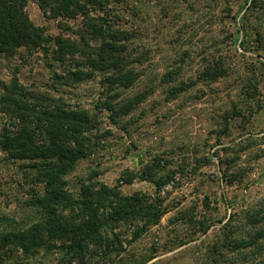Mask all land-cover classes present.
Masks as SVG:
<instances>
[{
	"label": "trees",
	"instance_id": "obj_1",
	"mask_svg": "<svg viewBox=\"0 0 264 264\" xmlns=\"http://www.w3.org/2000/svg\"><path fill=\"white\" fill-rule=\"evenodd\" d=\"M35 2L46 17L57 21L60 33L50 34L30 18L28 0H0V62H5L12 73L2 76L0 66V153L5 165L17 167L19 174L14 196L0 185V264H35L41 250L57 244L65 250L63 258L68 264H111L125 252V235L130 234L129 243L139 240L160 225L170 211L158 192L172 180V174L163 171L160 157L147 161L144 169H126L114 186L100 180L98 167L73 175L81 162L95 156L113 135L105 120L126 132L123 121L132 118L159 90L166 102L188 95L196 99L205 87L212 90L220 79L229 78L232 68L223 51L230 43L235 52L241 50V55L253 63L239 75L241 102L223 115V132L229 131L231 120L240 118L246 127L254 115L264 111V0H245L231 15L236 31L214 39L212 57L208 53L205 66L191 75L186 73L187 49L162 73H154L156 69H151L154 75L148 73L145 64L151 60L153 49L147 46V23L152 19L146 20V8L140 0ZM162 4L164 17L174 16L172 1ZM187 9L192 24L195 17L199 18L197 4L189 2ZM197 35L194 32L190 36ZM38 53L46 60L51 83L26 84L14 60L18 54L32 58ZM93 78H99L100 91L91 108L73 103L68 92L61 89ZM248 135L235 145L236 149L222 148L226 154L220 157L225 165L221 179L230 186L242 184L249 173L241 167L227 173L242 153L256 142L264 145V134ZM217 144H221L220 136ZM261 152L255 160L264 159ZM206 160L210 163L211 158ZM135 179L148 181L159 191L155 196L124 194L122 186ZM18 187H22V195ZM2 200H6L4 206ZM221 201L232 212L225 221H218L223 224L216 238L205 245V263L264 264V194L236 209L226 197ZM202 202L203 209L210 211L209 196ZM187 209H179L172 223L195 228L193 234L206 236L214 221L208 213L198 215L196 206ZM187 242L178 237L172 240L177 247ZM154 259L151 255L134 264H148Z\"/></svg>",
	"mask_w": 264,
	"mask_h": 264
},
{
	"label": "rangeland",
	"instance_id": "obj_2",
	"mask_svg": "<svg viewBox=\"0 0 264 264\" xmlns=\"http://www.w3.org/2000/svg\"><path fill=\"white\" fill-rule=\"evenodd\" d=\"M163 1L140 0L146 8V20L152 19L148 23L143 22L148 24L150 30L147 46L153 49L150 54L151 60H146L145 64L151 75L162 73L169 63H173L172 59H179L186 49L189 51V58L185 63L187 75L200 71L207 62L208 53H211L210 58L214 53L213 40H221L226 33L236 31L231 15L236 14L245 2V0H234L236 2L230 0L229 3L224 0H191L189 2H195L199 11V18L195 17L191 24L187 15L189 2L178 0V3H175L171 0L174 16L164 17L161 11ZM229 7L231 8L228 10ZM27 12L37 25L46 27L50 34L60 33L57 21L46 17L35 0H28ZM190 32H197L198 35L192 37ZM223 53L228 56L227 62L232 68L229 78L220 79L213 85L212 90L205 87L196 99L188 95L181 100L166 102L165 95L159 90L133 113L132 118L128 117V120L123 121L126 132L105 120L109 126L107 128L112 130L113 135L107 138L105 147L99 148L95 156L81 162L73 175L76 177L78 174H87L88 169L98 167L96 169L102 172L100 180L114 186L120 174L126 169H144L147 161L160 157L163 159L160 163L163 171H170L172 174V180L160 191L156 190L154 184L140 179L122 186V191L126 195L142 192L155 196L159 191L158 194L170 211L163 217L160 225L150 229L139 240L129 243L130 234L125 235L123 237L125 252L111 264H134L135 261L151 255H154L155 259L148 264H206L203 256L205 245L216 238L218 229L223 224L218 221H225L232 212L222 203V197H226L232 208L236 209L240 204L249 203L264 194V159L255 160L257 153H263L261 151H264V145L257 142L243 152L234 168L227 172L230 175L237 167L249 170L245 181L230 186L226 179H221L225 165L220 162V157H225L226 154L222 148L231 146L236 149L235 145L248 137V134L255 137L264 134V111L254 115L246 127H242L240 118L231 120L229 131L223 132V115L233 108V104L241 102L239 75H244L245 67L253 63L251 58L241 55V50L235 52L231 43L230 47L224 48ZM19 55L15 58L14 64L20 69L22 82L39 85L51 83L42 53L34 54L32 58H23ZM0 63L3 68L2 76L10 77L12 73L7 64ZM151 69L156 70L151 73ZM61 70L62 68H57V71ZM98 80L99 78H93L76 87L61 89L68 92L73 103L80 102L83 106L91 108L100 91ZM218 136L221 144H217ZM209 157L210 163L206 160ZM219 167L222 172H219ZM16 168L5 165L3 155L0 153V185L13 196L19 181ZM19 189L20 195L22 187H18ZM205 196H209L211 201L210 211L203 209L205 206L202 200ZM5 203L6 200L1 205L4 206ZM195 206L198 215L208 213L211 221L215 223L206 236L193 234L195 228L172 223L179 209L189 210ZM176 237L188 241L187 244L175 246L172 240ZM58 246L59 244L54 248L41 250L34 263L68 264V260L63 258L65 250ZM5 264L14 263L9 261ZM72 264L77 263L73 261Z\"/></svg>",
	"mask_w": 264,
	"mask_h": 264
}]
</instances>
